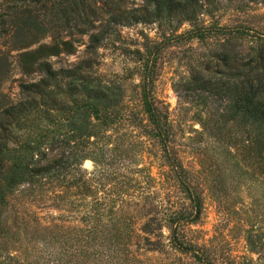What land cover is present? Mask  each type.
<instances>
[{"label": "trees", "instance_id": "obj_1", "mask_svg": "<svg viewBox=\"0 0 264 264\" xmlns=\"http://www.w3.org/2000/svg\"><path fill=\"white\" fill-rule=\"evenodd\" d=\"M202 2L141 0L139 5H128V0H0L1 36L11 37L14 45L24 43L20 49L26 47L28 36L50 38L48 43L18 55L21 67H34L39 77L20 82V97L15 101L0 97V226L8 228L4 212L16 190L32 192L52 180L66 186L65 177L78 170L83 160L97 162L93 157L97 140L125 124L157 141L162 174L181 195L175 203H160L161 217H148L138 229L128 228L131 214L115 209L114 204L106 209L95 198L82 216V225L64 235L66 242L72 240L69 248L64 250L65 244L59 248L62 251L51 250L57 255L48 259L49 264H153L140 257L135 245L142 239L145 248L154 251L155 247L148 246L152 244L149 239L162 228L168 230V245L176 253L191 255L197 264H215L186 237L184 227L200 218L201 195L192 174L170 151L173 133L167 108L152 94L157 61L166 47L192 40L207 43L214 36H223L215 43L219 49L213 52L214 70L210 72L205 61L189 60L188 74L177 79L173 88L194 108L196 121L213 141L222 144L242 175L246 173L242 164L254 165L251 178L263 187L264 38L245 52L235 50L232 41L241 39L244 31L235 29L232 40H225V29L205 26L199 19L205 11ZM140 22L155 23L163 39L146 44L143 51H130L141 64L139 83L132 84L140 106L135 110L128 109L124 102L123 80L101 75L96 65L98 48L117 41L119 27ZM183 23L189 28L179 32ZM76 34L88 36L85 56L68 67L55 68L46 58L71 52V39ZM99 154L103 158L104 150ZM79 182L80 178L75 179L66 187H76ZM252 211L244 229L249 254L243 258L245 264H256L257 259L264 258V233L259 226L264 216L259 219ZM111 222L113 226H109ZM20 228L15 226V232ZM11 258L9 254L0 256V264H8L6 260Z\"/></svg>", "mask_w": 264, "mask_h": 264}, {"label": "rangeland", "instance_id": "obj_2", "mask_svg": "<svg viewBox=\"0 0 264 264\" xmlns=\"http://www.w3.org/2000/svg\"><path fill=\"white\" fill-rule=\"evenodd\" d=\"M140 3L141 0H128L127 4ZM202 3L205 11L199 19L205 26L213 28L218 25L225 29L224 39L232 40L235 29L244 31L241 39L232 41L235 50L245 52L264 38V0H203ZM187 28L188 23H183L179 32ZM119 32L117 41L98 48L96 70L103 76L122 79L127 108L139 110L138 93L132 84L139 83L141 64L130 51H143L146 44L160 42L163 37L155 23L125 25L119 27ZM222 39L223 36L219 35L207 43L192 40L164 48L157 61L152 94L167 108L173 133L170 151L192 174L201 195L202 211L198 222L184 227L187 239L204 250L215 264H245L243 258L249 254L244 229L248 227L249 215L253 216L252 209L257 218L264 216V185L261 187L262 184L251 178L253 164H242L241 167L246 169L242 175V169L227 157L222 144L213 141L209 132L196 121L194 108L173 88L177 79L188 74V64L192 60L205 61L209 64V71L214 70L216 60L213 52L219 49L215 43ZM49 40L48 36H28L26 47L20 49L24 43L14 45L11 37L0 35V97L15 101L20 97L19 83L39 77L34 67V70L21 67L18 55ZM71 41V52L63 51L46 58L55 68L68 67L85 56L88 36L76 34ZM95 146L97 154L93 157L99 163L83 160L78 170L65 177L66 186L80 178L76 187H66L58 180H52L32 192L19 188L8 198L4 212V223L8 228L3 224L0 226V256L11 255L12 258L6 260L8 264H49L48 259L57 255L51 250L62 251L59 248L65 244L64 250L69 248L72 240L65 241L69 229L82 225V216L95 198L103 202L101 206L106 209L114 204L115 209L131 214L128 228L138 229L148 217H161L160 203H175L181 197L173 183L165 180L162 174L161 150L156 140L148 139L125 124L105 132ZM101 149L105 153L103 158L99 154ZM137 168H140L139 172ZM217 174L221 182L217 181ZM149 202L152 204L150 207L147 206ZM136 207L140 208L139 211ZM18 225L21 228L15 232ZM109 226H113L112 222ZM259 226L264 233V222ZM167 236L168 230L162 228L149 239L152 244L148 246L155 247L154 251L145 248L146 241L139 239L135 247L140 257L153 264H197L191 255L172 250ZM253 256L256 259L257 256ZM256 264H264V258L257 259Z\"/></svg>", "mask_w": 264, "mask_h": 264}]
</instances>
